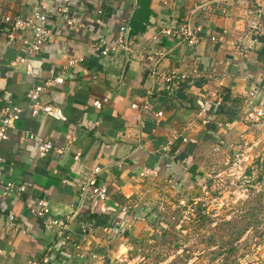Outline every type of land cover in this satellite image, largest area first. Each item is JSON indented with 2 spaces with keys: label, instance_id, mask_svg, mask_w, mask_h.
<instances>
[{
  "label": "crops",
  "instance_id": "crops-1",
  "mask_svg": "<svg viewBox=\"0 0 264 264\" xmlns=\"http://www.w3.org/2000/svg\"><path fill=\"white\" fill-rule=\"evenodd\" d=\"M134 1L45 0L49 34L44 48L31 58L30 77L22 64L10 65L22 55L27 33L18 31L9 40L3 16H28L38 6L34 0H0V104L9 101L21 108L15 129L0 141V186L6 178L24 185L18 196L0 198V264H26L49 255L48 247L56 239L28 208L39 198L53 215H73L67 232L76 245L65 244L50 256L68 264L95 257L93 248L102 246L105 232L114 234L128 226L126 217L137 216L133 206L142 198V182L153 178L152 173L140 178L143 168L181 182L199 180L200 160L222 152L229 158L234 151L245 127L243 95L250 85L256 86L264 103V39L252 43L242 38L245 8L256 3L264 9V0H150L155 14L151 25L129 37L125 52L93 56L96 35L112 41L119 25H126ZM61 6L67 11L57 12ZM65 15L74 23L67 24ZM181 23L197 30V43L187 45L159 34L160 28ZM240 39L241 52L234 47ZM70 57L75 64L65 66ZM162 73L188 77L166 85ZM55 76L62 82L44 88L38 100L52 110L32 112L25 100L27 89ZM215 96L221 98L220 106H212ZM143 98L148 101L146 110L130 106ZM97 99L99 108L91 104ZM158 110L162 115L156 123ZM87 120L97 125L87 129L82 125ZM224 121H230L229 129ZM245 138L258 139L253 151L264 162V135L253 131ZM41 141L52 144L43 156L37 153ZM74 153L78 161L72 160ZM95 166L101 170L96 178L107 187L104 201L79 192ZM9 210L15 214L13 222L7 219ZM85 223L92 226L88 235L79 230Z\"/></svg>",
  "mask_w": 264,
  "mask_h": 264
},
{
  "label": "rangeland",
  "instance_id": "rangeland-1",
  "mask_svg": "<svg viewBox=\"0 0 264 264\" xmlns=\"http://www.w3.org/2000/svg\"><path fill=\"white\" fill-rule=\"evenodd\" d=\"M225 154L198 158L199 180L156 171L142 182L137 216L73 264H264V162L233 169Z\"/></svg>",
  "mask_w": 264,
  "mask_h": 264
},
{
  "label": "built area",
  "instance_id": "built-area-1",
  "mask_svg": "<svg viewBox=\"0 0 264 264\" xmlns=\"http://www.w3.org/2000/svg\"><path fill=\"white\" fill-rule=\"evenodd\" d=\"M37 4V10L33 11L28 16L19 15H4L3 21L7 24V38L11 40L16 32H26L27 35L22 39V55L16 57L10 62V65L22 64L24 66L25 73L32 77L33 68L31 58L39 54L44 48L47 36L49 34V28L47 26V6L45 0H34ZM57 12H66V7L61 6L56 8ZM64 20L67 24L74 23V19L68 15L64 16ZM243 24H242V38H246L252 43L257 42L260 39H264V9L260 4H248L243 12ZM197 30H192L187 24L181 23L175 27H163L159 29V34L170 39L179 40L187 45H193L197 43L198 36ZM210 39H214V35L210 36ZM234 47L239 48V52L242 51L241 39ZM128 48V43L125 40V25H119L117 33L112 41H107L101 34L96 35V42L92 45V55L95 57H104L109 54H119L125 52ZM76 59L70 57L66 60L65 66H73ZM192 74H195V70H192ZM188 77V73H162L161 81L168 85L174 78L184 81ZM62 82L60 76L52 78H46L41 83L32 84L25 93V100L27 106L32 112L42 111L49 112L52 110L51 105L41 104L38 102L40 92L51 85L59 84ZM258 91L256 86L250 85L243 95V116L244 129L239 133L238 139L235 140L234 151L231 154L229 160H231V168L241 169L243 162L248 159L256 158L258 161H262L261 155L257 151H253L259 141L258 139L249 140L245 138L246 133H253L258 131L260 135H264V103L258 98ZM104 101V99H102ZM147 99L143 98L139 104L131 103L130 106L138 110H146L148 108ZM222 100L219 96L214 97L212 106H220ZM92 106L99 108L101 101L93 100ZM21 108L12 102H5L0 104V141L6 139L11 131L16 127V123L20 117ZM162 111L158 110L154 113V122L158 123ZM135 118V116H134ZM234 119V118H233ZM236 120V119H234ZM230 121H224L223 127L229 129L231 127ZM85 128L92 129L97 125V121L87 120L82 123ZM24 134L29 139H34V135L25 131ZM182 141H186L182 138ZM52 149V144L49 141H41L37 146V153L39 156L45 155ZM78 153L72 155L73 161H78ZM251 161L248 162V165ZM2 160L0 159V173L2 171ZM100 168L92 167L79 188L80 194L85 192L89 193L95 200L104 201L107 199V187L98 180L96 177L100 173ZM150 173L154 174L155 171L143 168L139 173L140 176H146ZM151 174V175H152ZM24 190L23 183L12 181L8 178L4 179L0 186V198L9 199L18 196ZM29 213L32 217L39 220L42 228L45 231L52 233L55 237L48 247V254H44L37 260H27L26 264H68L67 261L58 260L57 258L50 256V251H59L63 249L65 244L76 245L73 238L67 232L69 223L73 219V215H53L47 205V202L43 198L36 199L33 204L28 207ZM7 219L9 222H13L15 214L12 211L7 212ZM79 230L83 234H90L92 226L89 223L80 224ZM3 250L0 248V255Z\"/></svg>",
  "mask_w": 264,
  "mask_h": 264
},
{
  "label": "water",
  "instance_id": "water-1",
  "mask_svg": "<svg viewBox=\"0 0 264 264\" xmlns=\"http://www.w3.org/2000/svg\"><path fill=\"white\" fill-rule=\"evenodd\" d=\"M150 0H135L134 8L129 14L125 25V40L128 43L129 37L136 36L145 31L146 27L151 25L150 18L154 17V12L149 7ZM130 53L127 52V60ZM127 66V63H126Z\"/></svg>",
  "mask_w": 264,
  "mask_h": 264
},
{
  "label": "trees",
  "instance_id": "trees-1",
  "mask_svg": "<svg viewBox=\"0 0 264 264\" xmlns=\"http://www.w3.org/2000/svg\"><path fill=\"white\" fill-rule=\"evenodd\" d=\"M246 264H250V263H246Z\"/></svg>",
  "mask_w": 264,
  "mask_h": 264
}]
</instances>
